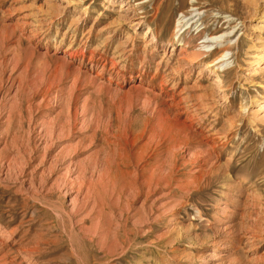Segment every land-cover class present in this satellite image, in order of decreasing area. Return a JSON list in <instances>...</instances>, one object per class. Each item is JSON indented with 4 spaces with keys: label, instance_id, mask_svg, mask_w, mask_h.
Here are the masks:
<instances>
[{
    "label": "rangeland",
    "instance_id": "1",
    "mask_svg": "<svg viewBox=\"0 0 264 264\" xmlns=\"http://www.w3.org/2000/svg\"><path fill=\"white\" fill-rule=\"evenodd\" d=\"M261 103L264 0H0V264H264Z\"/></svg>",
    "mask_w": 264,
    "mask_h": 264
},
{
    "label": "bare ground",
    "instance_id": "2",
    "mask_svg": "<svg viewBox=\"0 0 264 264\" xmlns=\"http://www.w3.org/2000/svg\"><path fill=\"white\" fill-rule=\"evenodd\" d=\"M162 6V8H164L166 10V8H168L167 6H163V5H159V7L157 8V10H160V7ZM202 13L199 11V8H196L195 6H193V9L192 11L190 10V12H182V16L178 19V23L175 27V30H174V33H176L175 35H179L183 30L187 31L190 27H193V26H196L199 21H203V17L201 15ZM204 23V22H203ZM150 30V29H149ZM202 30L199 31L200 33V36H202L203 38V41L201 42V45H198L197 47L199 48L197 51H192V52H189V50L187 49V47L189 48L191 46V41H185L184 42V46L181 47L182 49V53L180 55L181 57V60L180 61H187L188 62H198L200 63V57L203 54V50L204 51H210L208 55H211V54H214V53H217L219 54L218 57H216L213 61H210L208 63H206V67H212L213 68L217 65V67H222L224 64H228L229 63V58H227V55H228V52L231 50L230 46L228 47H225V42L227 41V36L225 34H221V35H217L216 33L214 34H205L206 32ZM109 38V37H108ZM109 40V39H107ZM225 44V45H224ZM224 47V48H223ZM200 48H203V50H201ZM205 48V49H204ZM207 48V49H206ZM209 48V49H208ZM180 49V50H181ZM188 50V51H187ZM181 52V51H180ZM186 63V64H187ZM189 64V63H188ZM220 64V65H219ZM219 65V66H218ZM184 66V65H183ZM173 71V70H172ZM211 71V70H210ZM214 71V70H213ZM170 72V71H169ZM219 76V75H218ZM222 78V77H221ZM225 86V85H224ZM225 91V90H224ZM262 104V103H261ZM197 108V107H196ZM261 108H264V103L261 105ZM167 111V110H166ZM256 112V111H254ZM164 113V112H163ZM53 131V130H52ZM64 132V131H63ZM58 136V134H57ZM48 139V138H47ZM144 161V160H142ZM140 162V161H138ZM137 166V169L136 171L134 172L135 174L138 175V171L140 169V163L139 164H136ZM151 166V165H150ZM155 168V167H153ZM160 168V167H159ZM143 169V168H142ZM146 169V168H145ZM158 169V168H157ZM154 170V169H153ZM156 169L154 170V172L151 174L150 173V180L149 182H151L154 178L153 176H155L156 174ZM150 172V171H149ZM146 173V172H145ZM143 174V173H142ZM141 174H139V177H140ZM135 176V175H134ZM157 176V174H156ZM137 177V176H136ZM135 178V177H134ZM138 178V177H137ZM156 179V177H155ZM91 180V179H90ZM145 181V180H144ZM148 180L146 179L145 183L147 182ZM76 183V182H75ZM80 183V182H79ZM154 183V182H153ZM84 184V183H82ZM147 184V183H146ZM145 184V187H147ZM143 185V184H142ZM141 185V186H142ZM154 186V185H153ZM86 187V186H85ZM81 189V187H80ZM153 189V188H151ZM148 190L149 187H148ZM151 191V190H150ZM88 192V191H87ZM84 197V196H83ZM91 197V196H90ZM121 197V196H120ZM92 198V197H91ZM88 200V199H87ZM76 206V205H75ZM82 212V211H81ZM100 220V219H99ZM99 222V221H98ZM98 233V232H97ZM97 235V234H96ZM107 236V235H106ZM98 238V237H97ZM102 244V243H101ZM102 246V245H101ZM26 261V260H25ZM7 264V263H6Z\"/></svg>",
    "mask_w": 264,
    "mask_h": 264
}]
</instances>
